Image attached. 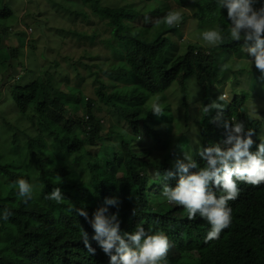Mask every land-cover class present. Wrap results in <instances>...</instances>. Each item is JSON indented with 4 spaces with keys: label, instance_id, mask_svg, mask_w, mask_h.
Here are the masks:
<instances>
[{
    "label": "trees",
    "instance_id": "trees-1",
    "mask_svg": "<svg viewBox=\"0 0 264 264\" xmlns=\"http://www.w3.org/2000/svg\"><path fill=\"white\" fill-rule=\"evenodd\" d=\"M6 1L0 0V24L14 16ZM116 1L115 6H106L103 0H81L83 7L72 10L74 20L69 28L58 30L62 49L46 63L39 62L45 55H37L38 43L32 41L25 46L26 32L10 28L0 32V74L5 83L0 88V99H9L39 134L32 138L25 131L27 140L21 144L14 134L15 144L21 146L18 162L0 160V215L5 208L11 213L8 220L0 219V264H108L109 258L99 246L96 254L83 247H70L78 244L84 231L90 240L94 235L91 225L76 210L85 208L91 217L100 207H107L110 214L118 212L120 228L126 231H133L137 224L150 232L164 231L169 249L162 264H264V183L253 186L237 181L242 194L237 204L228 202L231 223L219 238L207 242V222L199 216L189 220L182 206L150 199L151 189L161 196L165 183L175 186L178 175L168 179L165 175L176 171L178 160L187 162L186 155H182L185 149L188 156L205 166L198 152L226 138L223 120L244 121L246 130H256L250 149L253 152L259 137L264 136V111L253 115L247 105L251 98L247 88L253 91V81L264 80L256 68L250 71L242 67L234 75L230 103L225 101L223 108L207 114L199 110V102L202 109L219 100L224 91L216 86L212 54L244 53L243 41H233L229 36L227 10L219 8L216 0L191 4L196 7L198 21L206 19L209 26L224 30V40L211 50V56H206L200 45L190 43L184 54L171 63L167 56L170 47L166 45L148 57L147 65L158 87L181 92L174 104L164 91L148 94L135 84V73L124 61V54L136 39L137 19L145 23L151 17L164 19L172 10L171 2L185 6L189 0ZM256 4L264 7V0ZM10 35L18 39L19 45L3 52L2 42ZM154 44L138 45L153 48ZM14 68L24 72L16 75ZM27 74L34 79L25 85L22 80ZM192 78H197L200 96L194 99L186 86ZM207 88L209 94L205 93ZM69 96H79L80 100ZM157 102L163 109L161 115L151 112V105ZM68 107H73V112L82 108L86 116L69 117ZM217 115L220 122L210 123ZM106 117L121 121L106 129ZM167 123H172L170 132L164 128ZM81 127L83 131L78 132ZM45 132L54 138H44ZM150 134L153 140L147 139ZM192 144L200 145L191 152ZM153 150L158 155H152ZM85 164V173L79 172ZM18 178L34 185V198L27 204L16 195ZM55 187L65 197L59 204L44 198ZM213 190L220 195L215 187ZM108 199L117 203L109 205Z\"/></svg>",
    "mask_w": 264,
    "mask_h": 264
},
{
    "label": "clouds",
    "instance_id": "clouds-1",
    "mask_svg": "<svg viewBox=\"0 0 264 264\" xmlns=\"http://www.w3.org/2000/svg\"><path fill=\"white\" fill-rule=\"evenodd\" d=\"M216 2L219 8L227 10L230 38L233 41H243V52L247 54L251 65H254L264 76V7L256 8L254 5L257 0H216ZM181 19L180 12L170 11L165 17V22L173 25ZM223 31L219 26L207 28L201 31L200 38L205 44L216 46L224 40ZM224 67L226 65H222L221 69L223 70ZM218 99L226 101L227 97L222 94ZM223 107V104L213 100L204 105L201 111L207 114L212 109ZM151 112L156 115L162 114L163 109L159 102L151 105ZM69 114L72 115L73 111ZM220 120L217 115L210 123H218ZM223 127L227 132L226 138L220 143L203 147L198 152L206 162L205 166L201 167L196 160L186 154L187 162L178 160L175 165L176 171H168L165 175V179L178 175L175 186L165 183L161 196L157 191L152 192L154 189H151L150 195L152 202L160 201L168 205L182 206L189 220L199 216L207 222L210 228L205 236V242L219 238L221 231L231 223L232 209L228 206V202L232 200L233 204H237L242 194V188L239 190L237 181L253 186L264 183V137H259L260 143L253 152L250 149L255 143L253 140L255 129L246 130L244 121L223 120ZM221 144L230 147H222ZM192 169L197 171H191ZM15 184L18 186L16 195L23 198L25 204L34 198L33 184L24 178H18ZM213 187L219 190L220 195L216 194ZM44 198L59 204L65 197L61 189L55 187ZM106 203L115 205L117 201L108 199ZM76 211L93 228L94 235L91 240L97 243L91 241L88 233L84 231L78 244H70L71 248L83 247L84 251L96 254L99 246L108 256V264H162L167 255L169 239L162 230L150 232L142 224H137L133 231L121 229L122 221L119 213L110 214L107 207L96 209L91 217L85 208ZM10 215V211L5 208L0 219L6 221Z\"/></svg>",
    "mask_w": 264,
    "mask_h": 264
},
{
    "label": "rangeland",
    "instance_id": "rangeland-1",
    "mask_svg": "<svg viewBox=\"0 0 264 264\" xmlns=\"http://www.w3.org/2000/svg\"><path fill=\"white\" fill-rule=\"evenodd\" d=\"M194 1L196 0H189V4H185V6L177 3L175 4L174 1L171 2V11H178L182 14L181 21L173 25H168L165 22V18L156 20V18L151 17L149 19V23H145L142 18L137 19L135 21L136 39L132 40L130 46L124 54V61H126L127 65L129 64L132 67V70L135 73V84L137 83L148 94H152L153 92L157 91H164L168 96V100L174 104H176L174 100H177V97L181 94V92L175 90L173 93L171 91L162 90L160 87H158L155 77L153 78L151 71L152 69L149 70L147 65L148 57H153L154 52H157L161 46L166 45L170 47L167 56H169L171 63L177 57L184 54L185 49L190 43L200 45L205 49L206 56H211V50L216 48L218 45L210 46L205 44L200 38V33L207 28H214L217 26H209L206 23L209 21L206 19H199L198 21L195 18L197 10L195 6L191 5L194 3ZM6 3L10 4L12 10L14 11V16L5 23L0 24V32H3L8 28L13 31L17 30L26 32L28 37L25 40V46H28V44L32 41L38 43L36 50L37 55L42 53L45 55L44 59H39V62L42 63H46L48 60L53 59L56 56V53L62 49L60 45L62 37L58 36V30L69 28L70 23L72 20H74V14L72 10L83 7L81 5V0H7ZM103 3L106 6H115L118 4V1L103 0ZM254 6L256 8L263 7L258 4H255ZM16 25L19 26L18 29H16ZM31 28L33 29L32 31ZM168 32H171L170 36H163V34ZM153 41H155L153 48H149L150 45L148 47H140L138 45L139 43L144 45V43L148 44ZM2 43L4 47V49H2L3 52L6 51L5 48L17 47L19 45L18 39L11 35L6 36ZM175 49L176 54H174ZM212 57L214 74L218 82L216 85L217 89H224V91L220 92V94L226 95V102L230 103V96L234 95L231 90V82L232 79L235 78L234 75L239 73L242 67L249 68L251 71V69H254L255 66L251 65L246 53H243V56H240L235 54L229 55L225 51H217L212 54ZM151 63L152 62L149 63V66H151ZM222 65H226L223 70L221 69ZM14 69V74L16 75L19 73L22 74L24 72V70L21 71V68ZM33 79V75L27 74V76L23 78L22 82H24L26 85L28 84V81ZM257 79H259V77ZM194 80L197 81V78H194ZM194 80L189 79V82L187 83V88L192 99L200 97L196 82ZM259 81H253L254 84L251 86V90L253 91H250V87L247 88L248 92L251 93V98L248 100L247 105L249 106L250 112L253 115H255L254 113H258V110L264 111V80ZM87 82L89 83V80H87ZM4 84L0 74V88H2V85ZM245 84L248 86L246 81ZM243 86L244 83L242 86H240V89H242ZM206 90V94L211 92L209 88ZM78 97L73 98L72 96H69L68 98L80 100ZM256 100L260 101V103H258ZM217 102L223 104L225 101L217 100ZM198 106H200L199 110H201L200 102L198 103ZM72 108L73 107L67 108L69 117L72 116L80 119L86 116V112L82 108L81 110L73 112V114L70 115L69 112L73 111ZM114 119L106 117L103 126L108 129L114 124L118 125L121 121L117 118ZM196 121L200 122V119L197 118ZM196 121L193 122V126L197 130L199 126ZM164 128L167 132H170L173 130L172 123L165 124ZM83 129L84 128L81 127L77 130L79 132L83 131ZM25 131L32 138L39 137L37 129L29 123L25 116H22L18 113V110L9 99H0V160L4 158L6 163H13L15 161L18 162L21 146L17 145V143L15 144L13 136L14 134L18 136L19 144L22 142L26 143L27 137L25 135ZM211 134H213V132H211ZM50 135L52 138L45 132L43 137L51 140L54 138V136L51 133ZM147 139L153 140V136L150 134L148 135ZM199 145L192 144L191 152L198 148ZM182 153V155H188L189 151L188 149H185L182 151ZM152 155L158 154L153 150ZM74 164L77 165L76 163ZM85 169L86 164L82 171L79 169V172L85 173ZM119 175H122V173Z\"/></svg>",
    "mask_w": 264,
    "mask_h": 264
}]
</instances>
